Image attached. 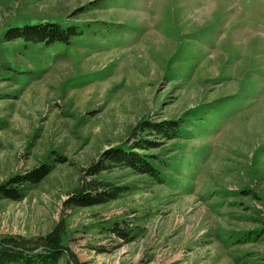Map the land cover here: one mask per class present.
<instances>
[{
	"label": "rangeland",
	"instance_id": "rangeland-1",
	"mask_svg": "<svg viewBox=\"0 0 264 264\" xmlns=\"http://www.w3.org/2000/svg\"><path fill=\"white\" fill-rule=\"evenodd\" d=\"M45 21L90 32L50 47L4 41ZM224 99L184 138L139 128ZM142 139L159 145L140 151L166 157L163 181L115 165L90 174ZM43 165L40 182H13ZM95 179L125 191L71 205ZM2 185L21 198L0 191V240L34 247L56 233L53 264H264V233L240 238L264 232V0H0Z\"/></svg>",
	"mask_w": 264,
	"mask_h": 264
},
{
	"label": "trees",
	"instance_id": "trees-1",
	"mask_svg": "<svg viewBox=\"0 0 264 264\" xmlns=\"http://www.w3.org/2000/svg\"><path fill=\"white\" fill-rule=\"evenodd\" d=\"M89 30L90 27L85 28L79 23H71L68 26H64L60 22L45 21L32 25L26 24L23 27H10L6 30L4 41L12 42L13 40L19 39L24 43V46L29 44L42 45L45 47H50L56 44L66 45L71 44L74 39L84 36L86 32H90ZM111 30L110 27L103 26L100 29H97V31L93 30L91 32L107 31V34H109ZM184 40L185 38L182 39V43H184ZM189 76L190 75H188L185 80H188L190 78ZM229 101V99H224L216 101L213 105L209 106L203 104L199 107V109L202 108V112L197 117H194L195 113L190 112L189 115H185L180 119L168 118L155 123L146 120L141 123L139 128L140 130L148 129L150 133L159 135V137L168 140L184 138V131L186 130L189 132L187 127L190 128L193 123L206 121L210 115L209 111L211 109L214 107L221 108ZM158 145V143H152L147 139H142L139 140L137 144L130 143L129 145L114 147L105 155V162L107 165H104L103 167H93L90 174H100L111 166L113 168L115 165L122 168H129L137 174L147 175L156 181H163L164 168L162 167H164L166 157L161 154V156H154L139 150V148L143 150H152L158 148ZM50 172L51 168L47 165H43L38 168L37 171H34L29 175L13 178V182L18 185L25 182H40L47 177ZM0 191L5 198L15 200L21 198L17 187L8 188L2 185ZM124 191L125 187L114 186L113 184L100 179L90 180L85 184V188L71 197L70 204L79 208L99 206L118 199ZM125 229L126 228L124 227L118 226L112 228L113 231L121 236L125 234H128L129 237L133 236V229ZM263 233V229H255V231L244 233L240 238H242V240L246 239L247 241H250L258 239ZM60 243L61 238H59V235L56 233L50 234L44 239H41L37 243L38 245L34 244V247L36 248L43 245L44 249L37 251L34 250L35 248L25 240H0V264H53L64 253V249Z\"/></svg>",
	"mask_w": 264,
	"mask_h": 264
}]
</instances>
